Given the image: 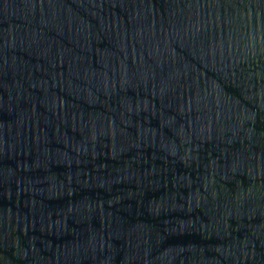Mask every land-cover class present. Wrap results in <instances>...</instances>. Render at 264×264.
I'll list each match as a JSON object with an SVG mask.
<instances>
[{
	"label": "water",
	"instance_id": "obj_1",
	"mask_svg": "<svg viewBox=\"0 0 264 264\" xmlns=\"http://www.w3.org/2000/svg\"><path fill=\"white\" fill-rule=\"evenodd\" d=\"M264 28V0H188Z\"/></svg>",
	"mask_w": 264,
	"mask_h": 264
}]
</instances>
